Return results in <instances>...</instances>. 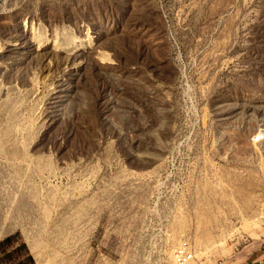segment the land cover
Wrapping results in <instances>:
<instances>
[{
	"label": "rangeland",
	"instance_id": "374dc122",
	"mask_svg": "<svg viewBox=\"0 0 264 264\" xmlns=\"http://www.w3.org/2000/svg\"><path fill=\"white\" fill-rule=\"evenodd\" d=\"M263 237L264 0H0V264Z\"/></svg>",
	"mask_w": 264,
	"mask_h": 264
},
{
	"label": "crops",
	"instance_id": "0c3cea01",
	"mask_svg": "<svg viewBox=\"0 0 264 264\" xmlns=\"http://www.w3.org/2000/svg\"><path fill=\"white\" fill-rule=\"evenodd\" d=\"M233 264H264V237L247 247L245 255Z\"/></svg>",
	"mask_w": 264,
	"mask_h": 264
},
{
	"label": "built area",
	"instance_id": "2783aa9c",
	"mask_svg": "<svg viewBox=\"0 0 264 264\" xmlns=\"http://www.w3.org/2000/svg\"><path fill=\"white\" fill-rule=\"evenodd\" d=\"M171 264H199V261L189 245L181 244L176 248Z\"/></svg>",
	"mask_w": 264,
	"mask_h": 264
},
{
	"label": "trees",
	"instance_id": "16d2710c",
	"mask_svg": "<svg viewBox=\"0 0 264 264\" xmlns=\"http://www.w3.org/2000/svg\"><path fill=\"white\" fill-rule=\"evenodd\" d=\"M8 240H10V239H9V238H6L4 242H6V241H8Z\"/></svg>",
	"mask_w": 264,
	"mask_h": 264
}]
</instances>
